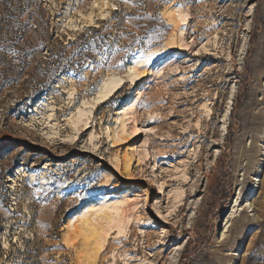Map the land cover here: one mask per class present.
<instances>
[{
  "label": "rangeland",
  "instance_id": "1",
  "mask_svg": "<svg viewBox=\"0 0 264 264\" xmlns=\"http://www.w3.org/2000/svg\"><path fill=\"white\" fill-rule=\"evenodd\" d=\"M108 4L0 0V264H264V0ZM165 48L154 73L135 63ZM112 77L125 90L76 142ZM136 89L141 135L113 144ZM118 200L123 234L97 257L68 247L72 221Z\"/></svg>",
  "mask_w": 264,
  "mask_h": 264
},
{
  "label": "bare ground",
  "instance_id": "2",
  "mask_svg": "<svg viewBox=\"0 0 264 264\" xmlns=\"http://www.w3.org/2000/svg\"><path fill=\"white\" fill-rule=\"evenodd\" d=\"M178 14L180 15H185L184 12L182 11V9L178 10ZM182 32V29L180 30ZM181 42H184V39L180 40ZM185 43V42H184ZM171 54V48H165L163 51L158 53V56H152L151 61L146 65L147 68V72L149 71V74L152 73L154 71V67L155 65H157L159 63V61L161 59H164L166 56ZM136 63V62H135ZM141 63H143L141 61ZM162 66V65H160ZM163 70V68L161 69ZM160 70V71H161ZM136 73L138 74V78L135 81L141 82L143 80V78L147 77V72L142 71L141 68H135ZM154 73V72H153ZM129 80L133 81L131 79V75L129 76ZM123 81L122 84H120L119 87H117L115 89V91L112 92V94L108 97V99L103 100L101 103L96 104L94 107H90V108H86L84 110L79 109L75 115V121L72 122L73 124V130L75 132H77V134L79 135V137L76 139V142H78L79 140H81V137L88 131L90 130V126L88 121L90 120V117L92 118V116L94 115V113L96 111H98L101 107H103L106 104L111 103V99L112 96H115L117 93L125 90L124 88L127 85V81H124L122 78H115L112 77L111 79H109V81H107L105 83V85L98 90V92H96V95L93 97V101L98 98L102 93H104L105 91L109 90L112 85ZM133 81V82H135ZM114 94V95H113ZM136 95H137V89L135 91H131L130 95L128 96L126 103L127 104H131L129 107H123L121 108L119 112V114H116L118 118H116V127H115V132L112 138V143H120V145H124L126 143H129L130 141L136 139L137 137H139L140 134V130L138 127H136L135 125L133 127L130 128V132H128V127H127V121L133 119V121H135L134 118V109H135V101H136ZM92 101V103H93ZM87 102H84V106H86ZM91 103V104H92ZM88 105H91L89 103H87ZM88 109V111H86ZM139 130V131H137ZM135 133V134H133ZM123 136H127L129 137L128 139L123 137ZM117 137L120 138V140L122 142H118L117 141ZM93 139V137H91V140ZM126 165L128 166V161L126 162ZM252 194V191L250 192ZM86 202V201H85ZM84 202V203H85ZM128 201H115V202H106V201H102L101 204L97 205V206H90L89 210L86 211L84 214H82L79 219H75V221L71 222V229L75 228L77 230V232L79 231H88L92 226L94 225H100L103 224L104 229L107 231V235L103 236V237H98L97 240H93L94 241V245H96L95 247V256L97 257V255L104 250V246H105V241L106 238L110 235L113 234V231L117 232V235L123 234L124 233V228H125V224L128 222L126 220H129V217H126V207L129 206V202ZM237 207V206H236ZM240 205H238L237 208H239ZM251 207V205L249 204V208ZM110 209L112 211H108L105 212L103 215L98 216L96 212L93 211V209ZM235 207H233V212L231 215V218H233V216L235 214H237V210L235 211ZM246 207H244L243 210H245ZM119 213V215H116V213ZM128 218V219H127ZM110 219H114L116 221V223L109 227L108 225V221ZM230 219H228L225 222L224 226H227L230 223ZM102 241L101 247L98 248L97 247V243ZM89 245V243H88ZM102 249V250H101ZM125 264V263H124ZM148 264H153L152 262L148 261Z\"/></svg>",
  "mask_w": 264,
  "mask_h": 264
},
{
  "label": "snow or ice",
  "instance_id": "3",
  "mask_svg": "<svg viewBox=\"0 0 264 264\" xmlns=\"http://www.w3.org/2000/svg\"><path fill=\"white\" fill-rule=\"evenodd\" d=\"M124 2L130 3L131 0H124ZM107 7H109L108 0H104V8H107ZM112 7L115 8V5L113 4ZM181 7H183V6H181ZM170 16H171V14H170ZM177 18L179 19V22L181 24L186 23V21L188 19V17L186 15H180V14H177ZM151 59H152V56L148 55L146 58H142V62L144 64H148L151 61ZM140 63H141V61H136L137 65H139ZM128 71L131 73V79L133 81H135L138 78V74L136 73L135 68L129 69ZM122 83H123V81H120V82L112 85V87L109 90L105 91L98 98H96L91 105H88L86 103V107H94L96 104H99L103 100L108 99V97L112 94V92L115 91V89L117 87H119L120 84H122ZM137 131H139V130H137ZM133 134H135V133H133ZM117 141L122 142L119 137H117ZM93 211L96 212L98 216H100V215H103L105 212L112 211V210L105 208V209H93ZM116 215H119V213L117 212ZM115 223H116V221L114 219H110L108 221L109 227L113 226ZM105 235H107V231L104 229L103 224L94 225L88 231L77 232V230L75 228H73L72 233L66 237L65 243L68 245L69 248H71V247H73V245H76L77 242L80 240H83L86 243H90L93 240H97L98 237H103ZM101 244H102V241L98 242L97 247L100 248Z\"/></svg>",
  "mask_w": 264,
  "mask_h": 264
}]
</instances>
